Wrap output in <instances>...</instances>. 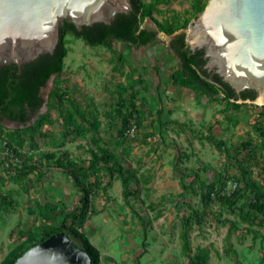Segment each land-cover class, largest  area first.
<instances>
[{
	"label": "rangeland",
	"instance_id": "1",
	"mask_svg": "<svg viewBox=\"0 0 264 264\" xmlns=\"http://www.w3.org/2000/svg\"><path fill=\"white\" fill-rule=\"evenodd\" d=\"M156 8L158 11H153L152 17L158 21L170 17H190V0H168L167 3L157 4ZM148 22H153L152 18L144 17L142 26ZM158 33L160 38L170 39L169 35L160 31ZM63 41L67 53L63 58L61 73L56 74L52 88L68 92L86 112L88 122L79 121L85 130L82 134H65L63 127H66V123L59 109H48L47 100L39 114L48 111L50 121L42 125L40 133L35 135L36 146H31L26 131L20 134L22 143L14 146L37 162L38 170L26 175L10 167L5 170L2 165L7 147L2 142L9 138L8 130L25 127L0 122V264L3 257L22 242L29 231L38 234V227L47 224L38 202L56 200L69 209L78 205L81 192L71 177L51 163L43 162V154H61L64 151L70 158L81 160L89 158L88 148L95 149L94 141L109 143L120 140V118L115 113H112V118H108L106 113L119 100L118 92H124V88L140 89L137 71L131 74L129 66L118 62L104 45L90 46L70 34H66ZM112 46L130 56L134 65L148 67L142 70L149 83L147 93L142 91V94H147L149 105L153 106L159 98L165 108L172 111L162 116L163 122L176 120L183 124L184 129L167 123L160 133L162 136H158L152 134L154 130L151 133L149 123L145 121L139 130L143 135L139 137L145 140L135 145L123 161L124 167L130 168L135 174V179L129 181L135 195L129 197L127 205L121 196L120 181L114 178L105 190L98 189L92 197V211L88 213L83 229L98 248L101 264H188L187 258L181 253L179 240L178 208L187 210L179 194L180 174H192V171L201 168L205 180L216 178L220 171L226 172L227 178H231L237 171L236 166L224 156L223 151L200 139V135H212L238 154L241 143L257 145L261 140L252 122L259 110L264 112V105L246 102L248 104L242 106L239 113L229 112L238 121L234 125L224 119L222 102L206 99L169 82L161 85L158 97L156 82L151 78V65L156 63L164 73L175 65V57L165 49L167 44L155 40L132 51H128L122 43ZM66 105L65 102L63 113ZM261 152L264 156V149ZM9 160L16 167L21 164V161L15 163L11 158ZM202 168L206 171L202 172ZM101 182L104 184L105 180ZM227 185H233L231 180H228ZM189 200L190 203H198L194 193L190 194ZM131 208L148 219L144 233ZM213 208L218 209V206L214 205ZM222 211L223 217L231 219L237 228H232L228 221L218 223L214 220L207 221L199 229L194 226L189 231L192 251L196 247L207 248L209 264H264L262 232L259 231L255 236L248 234L243 228L245 223L227 209Z\"/></svg>",
	"mask_w": 264,
	"mask_h": 264
},
{
	"label": "trees",
	"instance_id": "2",
	"mask_svg": "<svg viewBox=\"0 0 264 264\" xmlns=\"http://www.w3.org/2000/svg\"><path fill=\"white\" fill-rule=\"evenodd\" d=\"M207 0H190V17H170L162 21L152 17V12L158 11L157 4L167 3L168 0H131L132 9L128 13H118L109 24L95 22L91 25H83L77 30L72 22L67 19L59 25V41L52 54H40L35 60L23 63L20 67L16 64H5L0 66V122L8 121L24 126L25 128H14L8 130V139H5L6 146L13 156H20L21 164L16 165L9 159L8 154L4 156L3 169L16 170L20 174H28L38 170L37 162L25 156L15 148L22 140L20 134L26 131L31 146H36L35 135L40 133V127L50 121L48 111L39 114L44 104L42 88L46 86L52 74H60L63 58L67 53V46L63 41L66 34L81 39L90 46L104 45L112 53L114 58L129 66L130 73L135 71L139 77V90H127L118 92L119 100L116 101L109 113L120 118L121 139L109 143L94 141L95 149L88 148L89 158L74 160L66 152L56 154L46 152L43 154V162L51 163L53 166L65 171L71 177L74 185L81 192L78 205L75 208H67L65 204L56 200H42L38 202L40 213L46 218L47 224L38 227L36 231H29L25 239L16 244L4 257L2 264H14L16 257L34 244L41 242L53 233L64 231L75 245L85 250L90 257V264H101V254L98 248L90 241L83 229V224L91 210L92 197L98 189L105 190L106 186L117 178L121 184V196L124 202L129 205V197L135 193L131 191L130 179H135V174L130 168H125L123 161L127 153L143 136L139 131L147 121L152 131L160 135L166 124L176 125L180 130L184 129L183 124L171 120L163 122L164 114H171L172 111L165 108L161 100L153 106L149 105L147 93L149 83L142 70H147L144 65H134L130 56L113 48L114 43H122L128 51L145 47L156 40L157 32L171 35L166 50L176 59L175 65L170 67L166 73L162 72L159 65H151V78L156 82L157 96L159 89L165 82L175 87H181L193 93L199 94L206 99L223 103V117L225 120L237 124L229 112L239 113L246 102L238 100L253 99L256 93L253 90H244L239 94L213 70L207 71L204 67L205 58L202 49L191 50L186 43V29L190 19L195 18ZM144 17H151L155 27L142 26ZM182 29V30H181ZM161 49V48H160ZM67 103L65 112H62L64 103ZM250 105V104H249ZM257 106V105H256ZM48 109H59L66 127H63L65 134H82L85 130L79 125V121H87L86 112L80 108L77 101L68 92H61L58 88H52L48 92ZM39 114V115H38ZM263 114L258 111L254 121L253 129L258 133L261 140L259 143L251 144L243 142L240 144L239 153H234L224 141L214 139L212 135L201 134L204 139L216 149L223 151L224 156L233 162L237 171L231 178H227L226 172H219L214 179L205 180L201 175V168L191 173L180 174V196L187 210L178 208L180 219L179 240L181 253L187 258L188 264H209V250L205 247H196L192 251L190 243V232L194 226L198 229L207 221L216 222L228 221L232 228L236 225L227 217H223L224 209L235 215L242 223L245 232L255 236L259 231L264 236V156L261 152L264 149V124ZM34 116L35 120L29 124ZM134 125L131 135L125 131ZM93 127V126H91ZM1 136V133H0ZM162 136V134L160 135ZM12 159V158H11ZM201 167V166H200ZM206 170L202 168V172ZM255 172V174H254ZM91 177L93 179L91 180ZM102 180L105 183L102 184ZM231 180L232 186L227 182ZM194 193L198 197V203H190L189 196ZM189 200V201H188ZM218 206L214 209L213 206ZM141 223L142 232L148 225V219L138 214L131 208Z\"/></svg>",
	"mask_w": 264,
	"mask_h": 264
},
{
	"label": "water",
	"instance_id": "3",
	"mask_svg": "<svg viewBox=\"0 0 264 264\" xmlns=\"http://www.w3.org/2000/svg\"><path fill=\"white\" fill-rule=\"evenodd\" d=\"M131 9V0H0V66L20 67L40 54H52L64 19L80 30L95 22L109 24L116 14ZM145 26L156 28L153 22ZM170 39L160 38L157 32L156 40L167 44ZM186 43L191 50L202 49L206 70L217 73L236 93H256L253 99L237 102L264 105V0H207L187 26ZM55 76L42 88L45 101L40 111ZM89 259L85 250L59 231L29 247L14 264H90Z\"/></svg>",
	"mask_w": 264,
	"mask_h": 264
},
{
	"label": "built area",
	"instance_id": "4",
	"mask_svg": "<svg viewBox=\"0 0 264 264\" xmlns=\"http://www.w3.org/2000/svg\"><path fill=\"white\" fill-rule=\"evenodd\" d=\"M133 130H134V125H132L130 128H128V129L125 131V134H127V135H131L132 132H133ZM2 144L5 145L6 142L3 141ZM4 154H5V155L8 154L9 156H11L12 160H14L15 163H20V161H21V160L18 158V156H13L12 153L8 150L7 147H6V149H5Z\"/></svg>",
	"mask_w": 264,
	"mask_h": 264
}]
</instances>
